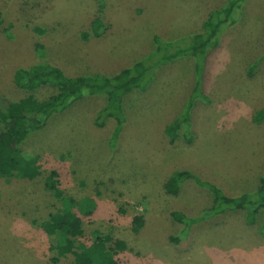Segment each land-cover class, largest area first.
<instances>
[{
  "label": "rangeland",
  "instance_id": "1",
  "mask_svg": "<svg viewBox=\"0 0 264 264\" xmlns=\"http://www.w3.org/2000/svg\"><path fill=\"white\" fill-rule=\"evenodd\" d=\"M225 2L0 0V101L28 93L14 83L18 67L50 63L68 76L113 75L154 52L156 36L185 43ZM98 16L105 33L84 39ZM194 79L191 56L159 64L143 91L124 96L126 122L115 142L114 119L101 127L94 122L101 96L72 102L30 134L21 149L37 155L39 175L0 177V264H74L71 254L52 261L55 251L40 226L65 208L45 187L52 170L76 202L71 211L83 228L78 240H124L127 249L115 255L121 264H264V209L253 224L245 210H234L184 227L172 212L198 218L211 195L192 180L177 195L163 186L173 171L185 169L235 196L254 191L264 175V118L255 120L264 109V0H244L236 22L221 31L207 55L203 97L190 109L192 140L185 141L183 123L170 143L164 128L184 112ZM54 92L44 86L35 94ZM136 214L144 220L138 232L132 230Z\"/></svg>",
  "mask_w": 264,
  "mask_h": 264
},
{
  "label": "trees",
  "instance_id": "2",
  "mask_svg": "<svg viewBox=\"0 0 264 264\" xmlns=\"http://www.w3.org/2000/svg\"><path fill=\"white\" fill-rule=\"evenodd\" d=\"M243 1L226 0L222 7L210 11L202 23L201 30L184 38L185 43L163 41L156 36L154 52L123 67L113 75L94 73L68 76L59 66L50 63L18 67L13 75L14 83L28 93L15 100L1 98L3 100L0 101V177L17 176L33 179L38 176L40 171L37 155L25 154L21 149V143L30 134L44 128L50 116L63 111L72 102L86 96L103 98V105L96 113L94 122L101 127L107 119H114L115 126L111 141L115 142L126 122L124 96L135 90L143 91L152 80L159 64L172 61L182 55L193 58L194 87L184 112L166 125L164 132L169 142L174 143L181 124L184 123L186 128L182 134L185 141L191 142L192 137L188 130L190 109L195 97H203L201 82L207 55L218 46L221 31L236 22ZM105 31L103 20L98 16L90 22L89 30L83 32L82 37L98 38ZM40 49L42 45L36 43L35 50ZM44 86L53 87L55 92L44 98L37 97L35 91ZM263 118L264 109H261L255 115V120L259 121ZM58 176L56 170L50 171L45 180V187L56 199H61L65 203V208L60 212L51 213L40 223L42 230L51 240L50 250L55 251L52 261L57 262L61 257L71 254L74 264H121L115 255L127 249L124 240L112 239L109 235H97L89 244L78 240L83 233L82 221L71 211V207L76 202L73 197L65 195L59 187ZM186 180H192L197 186L205 189L211 195L212 201L198 218H189L179 211L172 212L174 220L184 227H189L190 224L201 219L234 210H245L247 222L253 224L259 212L264 209V175L258 179L254 191L230 196L213 182L188 170L178 169L165 181L163 185L165 192L177 195ZM143 223L141 215H134L132 230L138 232ZM261 228L264 230V225Z\"/></svg>",
  "mask_w": 264,
  "mask_h": 264
}]
</instances>
